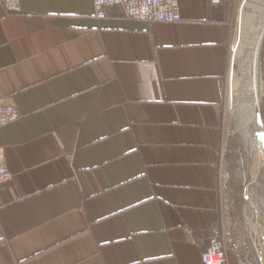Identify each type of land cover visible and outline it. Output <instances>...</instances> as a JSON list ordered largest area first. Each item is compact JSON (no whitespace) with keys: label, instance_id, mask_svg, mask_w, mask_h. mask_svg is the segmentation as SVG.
Here are the masks:
<instances>
[{"label":"crops","instance_id":"crops-1","mask_svg":"<svg viewBox=\"0 0 264 264\" xmlns=\"http://www.w3.org/2000/svg\"><path fill=\"white\" fill-rule=\"evenodd\" d=\"M242 1L179 0L165 24L0 0V101L19 113L0 127V264H202Z\"/></svg>","mask_w":264,"mask_h":264},{"label":"rangeland","instance_id":"rangeland-1","mask_svg":"<svg viewBox=\"0 0 264 264\" xmlns=\"http://www.w3.org/2000/svg\"><path fill=\"white\" fill-rule=\"evenodd\" d=\"M243 1L233 22V41L228 53L226 74L222 79L223 115L221 141L218 149V162L216 166L221 217L217 229L227 247L229 264H258L255 254L253 256L248 253L251 252L250 246L252 243L245 225L244 203L246 186L250 183L255 170H253L252 145L248 142L251 140V127L247 126V124H243L246 122L241 112L243 93L242 89H240V77L245 65L243 60L245 50V46L243 47V45L245 39L244 35L241 34L245 32L244 30L247 25L253 23L255 18L254 16L252 17V15L256 14L258 9L256 8L257 4H255V2L253 3L252 0ZM243 17H245V19ZM243 21L246 23H243ZM239 34L242 38L241 36L239 37ZM239 39L241 40L239 41ZM258 73L261 89L259 107L263 114L264 38L261 41L258 53ZM262 124L264 125L263 119ZM249 192L250 199L255 207H257V210H259L260 217L264 219V205H259L258 203L260 197L264 196V171H261L257 179L250 185ZM233 256H239V258L235 259Z\"/></svg>","mask_w":264,"mask_h":264},{"label":"bare ground","instance_id":"bare-ground-1","mask_svg":"<svg viewBox=\"0 0 264 264\" xmlns=\"http://www.w3.org/2000/svg\"><path fill=\"white\" fill-rule=\"evenodd\" d=\"M252 1L253 3L255 2V4H257L256 8L258 9L257 10L258 13L256 12V14L252 15V17L254 16L255 18L253 20V23H251V25L250 24L247 25L246 29L244 30L245 32L241 34L244 35V39H245L244 45L242 44L243 47L245 46L244 55H243V60L245 62V65L243 68V73L241 74L240 77V89H242V93H243L242 94L243 104L240 105H241L242 115H244L243 117L246 122L243 124H247V126L251 127L250 128L251 140L248 142H250L252 145L251 153H252L253 165H254L253 170H255V173L251 178L250 183L246 186L244 207H245V225L248 231L249 239L251 240V243L253 244V248L255 249V253H256L255 258L258 264H264V219L260 217L259 210H257V207H255V205L253 204L252 200L249 197L250 185L253 183V181L257 179L258 174L261 173V171H264V125L262 124V112L259 107L261 89L259 85V73H258V53L260 50L261 41L264 37V0L263 1L252 0ZM243 18L245 19V17ZM243 23L246 22L243 21ZM241 35L239 34V37ZM240 40L241 39H239V41ZM258 203L259 205H264V196L260 197Z\"/></svg>","mask_w":264,"mask_h":264},{"label":"built area","instance_id":"built-area-1","mask_svg":"<svg viewBox=\"0 0 264 264\" xmlns=\"http://www.w3.org/2000/svg\"><path fill=\"white\" fill-rule=\"evenodd\" d=\"M1 1L8 3L17 0ZM208 2L216 4L219 0H208ZM92 7L93 15L96 19H105L109 15L108 11L111 8H116L119 12V17L124 20L165 24H177L180 22L179 0H92ZM232 41L233 38H231L230 45ZM18 118L19 113L14 106L0 101V127L14 122ZM11 181L12 174L7 166L0 161V187L7 185ZM252 245L250 246L251 252L248 253L254 256L256 253ZM227 254V247L223 238L218 229H214L210 246L201 253L200 262L202 264H228Z\"/></svg>","mask_w":264,"mask_h":264},{"label":"water","instance_id":"water-1","mask_svg":"<svg viewBox=\"0 0 264 264\" xmlns=\"http://www.w3.org/2000/svg\"><path fill=\"white\" fill-rule=\"evenodd\" d=\"M244 1H245V0H244ZM244 1H243V2H244Z\"/></svg>","mask_w":264,"mask_h":264}]
</instances>
